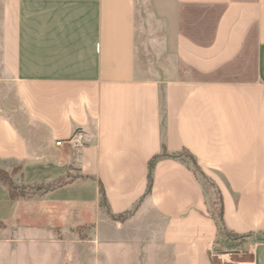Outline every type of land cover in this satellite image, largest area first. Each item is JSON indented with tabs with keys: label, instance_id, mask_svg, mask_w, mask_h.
Here are the masks:
<instances>
[{
	"label": "crops",
	"instance_id": "1",
	"mask_svg": "<svg viewBox=\"0 0 264 264\" xmlns=\"http://www.w3.org/2000/svg\"><path fill=\"white\" fill-rule=\"evenodd\" d=\"M182 152L224 230L264 237V0H0V169L74 178L17 199L0 182L2 230L97 220L101 188L110 215L159 220L169 264H215L218 221ZM251 253L264 264V240Z\"/></svg>",
	"mask_w": 264,
	"mask_h": 264
},
{
	"label": "rangeland",
	"instance_id": "2",
	"mask_svg": "<svg viewBox=\"0 0 264 264\" xmlns=\"http://www.w3.org/2000/svg\"><path fill=\"white\" fill-rule=\"evenodd\" d=\"M180 155L196 169L185 152ZM197 176L206 192L210 213L220 226L218 191L210 177L199 172ZM28 191L27 188L24 193L30 194ZM139 208L138 205L129 213L112 216L103 204L97 220L86 213L82 217L85 224L72 222L75 226L69 228H55L72 223L55 222L57 219L52 217L42 221L24 218V223L32 228L20 226L18 232L13 227L4 231L0 226V264H169L168 253L161 245V223L150 213L140 214ZM226 233L219 234L213 262L253 263L251 249L264 237L231 238Z\"/></svg>",
	"mask_w": 264,
	"mask_h": 264
},
{
	"label": "trees",
	"instance_id": "3",
	"mask_svg": "<svg viewBox=\"0 0 264 264\" xmlns=\"http://www.w3.org/2000/svg\"><path fill=\"white\" fill-rule=\"evenodd\" d=\"M187 155L189 156V154H187ZM163 156H165L164 153H162L159 156H155L148 163L147 191H146L147 194L150 192L151 185H152V169H153V166L156 163V161L159 160L160 158H162ZM189 158L192 160V158L190 156H189ZM195 168L196 169H193V172L196 175V177H198L197 176L198 172L200 173V175H204L196 166H195ZM73 179L74 178H72V176H69V175L66 174L65 177L59 178V179H57L55 181H51V182H48V183H45V184H41L39 186L25 187L23 185H20L18 187L17 184H15L11 180L9 174L0 169V182L4 186H6V188L8 190V193H9V196L12 199L29 198V197L34 196L36 194H45V193H47V192H49L51 190H54V189H56L58 187H61V186L65 185V184H67V183H70L71 181H73ZM27 188L30 189V191H28V192H30V194L29 193L28 194L24 193L25 189H27ZM218 200L220 201V196H218ZM103 204H105V201H104L102 189L100 188V207ZM217 217H218V220L221 221V209L220 208H219V212H218ZM219 224H220V226L218 225V236H219V234L221 232L225 231L223 226H222V224L220 222H219ZM0 226H1V224H0ZM225 235L228 236V237H231V238L239 237L238 235L230 233V232H227Z\"/></svg>",
	"mask_w": 264,
	"mask_h": 264
},
{
	"label": "built area",
	"instance_id": "4",
	"mask_svg": "<svg viewBox=\"0 0 264 264\" xmlns=\"http://www.w3.org/2000/svg\"><path fill=\"white\" fill-rule=\"evenodd\" d=\"M61 145H62V142H57L56 143V146H58V147L61 146ZM242 264H254V263H242Z\"/></svg>",
	"mask_w": 264,
	"mask_h": 264
}]
</instances>
